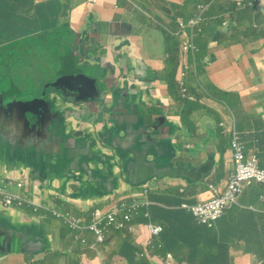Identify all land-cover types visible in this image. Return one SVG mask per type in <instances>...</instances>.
Wrapping results in <instances>:
<instances>
[{"label": "crops", "instance_id": "1", "mask_svg": "<svg viewBox=\"0 0 264 264\" xmlns=\"http://www.w3.org/2000/svg\"><path fill=\"white\" fill-rule=\"evenodd\" d=\"M21 1L19 7H27L29 11L31 4L26 0ZM41 1L43 0L32 3L37 20L41 23L50 17L52 19L77 13L79 16L75 18L67 16V21L77 26L79 36L89 24L90 27L100 26L101 29L106 27L109 35L108 53L111 48H115L114 41L124 45L123 48H128L129 52L128 55L125 52V57L128 56L133 61L132 64L124 63L123 66L117 63V52L115 56L108 54L105 57L115 63L116 70L128 68L130 73L136 74L129 78L123 77L130 82L129 86L125 82L122 87L120 84V88L103 90L104 97L109 95V100L104 105L111 102L119 104L120 112L124 118L129 119L128 114L136 112V106L145 100L162 111L164 104H168L171 120L178 121L182 128L181 131L178 129L174 141L179 144L174 151L175 155L181 154L177 160L196 164L203 162L204 182H187L190 185H181L183 180L173 178L168 183L146 181L142 177L141 163L125 143H113L120 156V168L104 167L103 155L107 149L101 146L96 134L78 131L81 137L77 146H70L69 143L65 145L64 141H50L62 158V165L58 170L46 165L53 180V188L46 184L41 186L42 191L33 193L32 190L38 187L33 184L31 190L27 191L24 187L21 193L35 196L39 201L71 214L76 220H89L94 209H109L111 206L108 198L115 193L122 194L124 188L137 184H145L147 187L132 189L128 194L141 196L146 191L140 200H148L149 205L136 218L135 231L128 233L133 237L126 239L123 233H115L105 245L97 246L94 236L89 232H73L72 228L69 230L58 220L25 210L7 209L0 202V232L16 235L14 229H24V226L28 229L20 237L16 235L20 239L17 250L6 251L2 245L0 264H157V260L164 264L167 253L173 254L178 263L264 264V186H247L238 203L226 211L213 229L198 225L192 214L181 208L182 204L193 206L208 201L211 198L209 186L224 189L235 171L231 134L227 129L229 126H220L224 122L223 114L229 108L226 104H219L215 94L226 98L238 94L237 90L242 89L239 95L243 104L239 103L236 108L240 119H235L234 123L246 155L258 156L260 166L264 169V0H257L258 4L253 7L240 8L237 5L239 0H217L206 15L205 31L198 39L201 53L195 61V72L192 71L191 63L195 56L189 54L182 57L181 47L176 42L180 39L174 33L177 31L179 18L190 19L199 12L200 5L212 0H76L73 8L61 0L57 3L49 1L45 5ZM90 1L93 2L92 8ZM16 2L17 0L2 2L0 20L10 16L8 5L12 7V11L14 7L18 8ZM45 6L49 8L48 12L44 11ZM63 9H71V12ZM106 11L112 13L108 18L103 16ZM17 21H25L24 16H18ZM226 21H230L229 27L224 26ZM154 26L155 31L159 26L168 28V34L171 35L168 47L161 46L154 40V44L158 45L154 49L155 54H148L168 62L165 68L159 62L155 63L158 64L157 68H149L144 62H153L146 57V51L149 44L147 37ZM98 46L101 50L99 43ZM170 64H176L178 68V81H168ZM114 68L108 66L106 71L111 73ZM199 69L203 75L206 74L212 85L211 91L208 88L210 94L212 92L210 99L204 89L197 85ZM235 69L244 71L245 75L231 73ZM210 70L211 74L208 73ZM107 78H112L113 83L120 81L114 75L105 74L104 79ZM183 79L195 100L182 96ZM151 83L155 90H152ZM132 92L135 94L133 105L122 102V98L126 100ZM113 95L117 96L112 98ZM102 107L103 105L98 104L97 110L90 117L98 115ZM232 112L235 114L233 110ZM186 113L191 116H185ZM71 128L70 124L68 130ZM43 156V163L46 158L50 160L48 154ZM0 177L17 181L3 173H0ZM177 188H180L178 195ZM121 196L120 199H126L124 195ZM105 202V207H98V204ZM170 206L185 212L174 221L169 235L166 234L165 225L159 224L164 231L159 237H152L147 229L150 222L155 223L151 210L155 212L157 208L165 209ZM66 207L79 214L71 213ZM1 210H6V214ZM142 219L148 221L143 223V227L140 225ZM34 232L36 243L30 246V252L26 250L23 253V262H20L19 254L17 256L13 252L21 251L23 242L27 245V236ZM78 238H83L87 245L82 244ZM16 241L14 237L15 248ZM126 241L128 242L123 246ZM149 243H161L163 247L150 248ZM145 250L148 251V256H142ZM26 256H30L31 261L25 262ZM13 257H17L16 262L11 261Z\"/></svg>", "mask_w": 264, "mask_h": 264}, {"label": "flooded vegetation", "instance_id": "2", "mask_svg": "<svg viewBox=\"0 0 264 264\" xmlns=\"http://www.w3.org/2000/svg\"><path fill=\"white\" fill-rule=\"evenodd\" d=\"M59 17L64 24L70 23L67 21V16ZM15 22H8L9 24L5 26V34L0 36V173L21 168L39 170L37 166L40 163L41 154H48L50 160L46 158L45 164L58 170L62 165V158L50 141H64L65 145L69 143L70 146H77L81 137L78 132L80 126L77 125L69 131L70 124L77 120L86 121L97 110L98 104L104 105L109 100V95L104 97L102 94L103 89L100 84L102 78L98 76L102 68H97L96 73L91 74L82 70L70 72L68 63H75V67L81 65L78 62V56L88 54L89 45L94 44L92 33H95L96 29L102 32L108 29H105L106 27L101 29L100 26L99 28L96 26L89 29L84 28L80 36L76 32L72 37L73 42L65 44L66 51H62L60 56L63 65H58L57 70L43 69L38 77L40 83L48 84L47 89L36 91L33 86L22 92L19 88L20 84L27 86L32 84L31 77L35 67L31 64H24L29 59L34 60L31 49L32 41L37 37L43 38L47 34L46 25L52 23L53 20L50 17L46 22L38 24L37 29H28L22 21ZM86 31L89 35H84ZM23 41L31 43L29 44L30 49L25 51L28 54L26 57H22L19 50ZM76 43H78V51L72 48V45ZM82 59L84 60L82 62H86L90 67L88 63L91 62V58L85 56ZM6 65L10 66L8 70H6ZM115 71L119 70L114 69L112 72ZM80 74H83L85 78L67 77ZM57 79L61 80L58 86L62 85L63 90L50 88L53 81ZM121 82H127L128 86L130 84L123 77H121ZM5 84L7 87L4 86ZM82 88L97 89L101 92V96L97 102L86 104L83 98L87 97H82L77 92ZM151 88L155 90L152 83ZM51 92H53L52 95H49ZM116 96L113 95L112 98ZM134 96L132 92L126 100L122 98V102L132 106ZM20 99H45L52 112L50 113L49 106L31 107L21 104ZM64 153H66L65 150Z\"/></svg>", "mask_w": 264, "mask_h": 264}, {"label": "water", "instance_id": "3", "mask_svg": "<svg viewBox=\"0 0 264 264\" xmlns=\"http://www.w3.org/2000/svg\"><path fill=\"white\" fill-rule=\"evenodd\" d=\"M96 23H94L95 25ZM90 28V24L88 25ZM94 35V44H88V54L82 55V58L88 56L91 58L90 64L91 72L96 73L97 68L106 69L108 66L114 68L115 63L112 60L105 59L106 56H115V52L119 53L118 59L121 60L124 66L125 52L128 55V48L124 45L115 42V48H111V52L108 53L107 40L109 38L108 30L100 31L96 29ZM85 35H89L87 32ZM100 45L101 50H99ZM121 47V48H120ZM115 49V50H114ZM109 54V55H108ZM86 64V62H84ZM87 65V64H86ZM115 69V68H114ZM115 73L121 75L116 76ZM136 74V73H135ZM128 68H119V71L112 72L115 78L120 79L118 87L120 84L122 87L121 77L129 78L131 75ZM118 75V74H117ZM68 78L79 77L85 78L83 74L67 76ZM60 79L54 80L50 88L55 90H63L62 85L58 86ZM117 87V88H118ZM79 94L83 98L86 104L95 103L101 96V92L89 89H80ZM87 95V96H86ZM21 104L31 106V107H41L49 106L45 99L39 100H27L20 99ZM137 111L129 113V119L124 118L120 112V105L111 102L108 105H103L101 111L98 115L88 118L85 120H77L71 123L72 128L77 125L80 126L78 131H84L91 134H96L99 137L101 144L106 145V152H104V162L103 166H111L112 168H120L118 166L120 156L113 143L128 145L130 151L134 154L136 160H138L142 165V177L146 181L153 180L155 182H162L167 178L181 179L190 184L197 183L199 181L204 182V163L196 164L193 162H181L177 159L180 155H175V149L179 147V144H175V138L178 129L181 131L182 128L179 127L178 121H173L170 118L171 109L168 104H164V109L159 110L154 105L145 100V102H140L136 106ZM52 109L50 107V113ZM167 129V132L164 131ZM112 144V145H111ZM108 145H111L110 147ZM174 145L176 147L174 148ZM44 156L41 154L40 163L37 166L39 170H28V169H17L11 172H3L4 175L11 176L17 181L23 183L36 184V188L32 191H42L49 181L53 182L47 172L46 164L43 163ZM211 161V160H209ZM204 166V167H203ZM177 173V174H176ZM45 175V177H44ZM2 213L6 214V210H1ZM15 227V226H12ZM24 229H14V232L18 237L23 232H27L26 226ZM14 233L0 232V250L2 245L5 246L6 251L12 252L17 250L20 246V239ZM16 237V248L13 244V238ZM36 243L35 232L27 236V245H22L21 253H26V250L30 252L32 245Z\"/></svg>", "mask_w": 264, "mask_h": 264}, {"label": "built area", "instance_id": "4", "mask_svg": "<svg viewBox=\"0 0 264 264\" xmlns=\"http://www.w3.org/2000/svg\"><path fill=\"white\" fill-rule=\"evenodd\" d=\"M210 5H201L199 13L193 18L187 20L179 18L177 21V31L174 35L183 40L181 47V55L184 58L186 55L192 54L195 56V61L201 53V48L198 44V39L204 32L205 15L209 10ZM197 56V58H196ZM185 76V75H184ZM183 85L182 96L184 98L195 100L196 98L190 94V90L184 79L181 81ZM222 123L220 126L223 127ZM230 128V126H229ZM230 133L232 136V149L235 163V171L231 174L226 187L222 190L215 185L209 186L211 198L196 205L182 204L181 208L190 212L198 225L206 226L213 229L217 222L224 216L227 210L233 208L243 194L245 188L251 184L264 186V169L260 168L258 158L256 156L247 157L245 147L241 141L239 132L235 124L231 125ZM25 185L22 182L8 180L0 177V202L7 209H19L33 213L34 215L43 216L58 220L64 227L75 231H87L94 235L97 241L106 242V236L109 227H114L115 230L133 232L134 227H128L127 222L130 221L128 215L124 220H120L117 213L110 211L104 213L100 210L95 211V219L88 222L76 220L71 214L61 211L56 207H52L39 201L35 196L30 197L21 193ZM146 193V191H145ZM143 193V194H145ZM141 194V196H143ZM149 205L148 200H137L132 204L135 213L139 216L142 208ZM148 215V214H147ZM147 229L152 237H159L164 231L163 226L149 223ZM150 248H162L163 245L149 243ZM148 255L145 251L142 256ZM164 264H188L186 262L178 263L175 261L173 254L167 253Z\"/></svg>", "mask_w": 264, "mask_h": 264}, {"label": "rangeland", "instance_id": "5", "mask_svg": "<svg viewBox=\"0 0 264 264\" xmlns=\"http://www.w3.org/2000/svg\"><path fill=\"white\" fill-rule=\"evenodd\" d=\"M26 1L31 4V8L29 10L30 13H29L27 7H20V8H18L17 16H22V15L24 16L25 24L27 25L28 29H35V28L37 29L39 27V25L36 23L38 20H37L36 13L34 12V9L32 7V3L34 4L36 2V0H26ZM54 1H55V3L58 2V0H54ZM61 1L65 4H68V5L70 4L72 8L76 6L75 5L76 0H61ZM47 2H49V0H43V1H41V4L45 5ZM90 5H91V8L94 7L92 1H90ZM244 7H250V3L245 4ZM48 10H49V8H47L45 6L44 11L48 12ZM63 11L70 13L71 9H63ZM111 14L112 13L110 11L109 12L106 11L103 14V16H104V18H108L111 16ZM13 15H14V12L13 11L10 12V16H13ZM67 16L70 18H72V17L75 18V17H78L79 15L77 13H75V14H71V15H67ZM89 17H90V15H89ZM52 20H53L52 23L46 25L47 34H45L43 38L37 37V38H34V40L32 41L33 46L31 49L33 50L34 60L29 59L26 62H24L25 65L31 64L35 67L33 70V76L31 77L32 84H30V86H27L26 84H20L19 88L22 92L26 91L29 88H32L33 86L36 89V91H39V90L43 91V90L47 89L48 84H43L42 82L40 83L38 80V77H40V75L42 74L43 69L57 70L58 65H63L62 59L60 57L62 54V51H66L65 44H69V43L73 42L72 37L78 30L77 26H74L71 23L64 24L63 20L59 16L53 17ZM15 23H17V22H15ZM8 24L9 23H8L7 18H2L0 20V27H1L0 36L5 34V26H7ZM152 28L153 29L150 30V33L147 37V42H149V44L147 45L146 57L149 58L150 60H152L154 63L150 62V61L149 62L144 61V62L147 65V67H149V68H157L158 64H155V63H158V62L162 67L165 68L167 66L168 62L164 61L163 59H156L154 57L148 56V54H150V55L155 54L154 49L158 45L154 44V40H157L161 46L167 45V47H168L170 45L171 35L168 34L169 29L164 27V26H161V27L159 26L157 31H155V26ZM29 44H31V43H29V42L26 43L25 41H23L21 43L19 50L21 52L22 57H26L28 55L25 51H28L30 49ZM136 46H137V44H136ZM72 48L75 51H78V49H79L78 43L72 45ZM35 58H37V59H35ZM137 58L141 59L138 55H137ZM82 61H84L82 59V57L78 56V62H80L81 65H79L78 67H75V63H68V67L70 69V72L82 70L83 72H85L87 74H91L92 72H91L90 67ZM117 63H121V60L117 59ZM124 63L132 64L133 61L127 56L124 59ZM191 63L193 66L192 71L195 72V60L192 59ZM121 65H122V63H121ZM9 68H10V66L6 65V70H8ZM233 72L238 73V75H243V76L245 75V72L240 70V69L231 70V73H233ZM208 73L211 74L212 71L210 70V71H208ZM105 74H108L109 76H111V73L107 72L106 69H100L99 70L98 76L102 78V80L100 82L102 89L103 90L110 89V88H113V90L117 89L119 82L113 83L112 78L104 79ZM198 74H199V80L197 82V85L204 89L208 99L212 98V92L210 94V92L208 91V88H210L212 85H211V83H209L207 77L205 76L206 74L203 75L202 71H200V69H199ZM233 77H235V76H233ZM193 80H195V79L193 78ZM4 86H6V84ZM241 90L242 89L239 88L237 90L238 94L233 95V96L229 95L226 98H224L222 96L219 97L218 95L215 94V99L220 101L218 103L222 104V105L226 104V107L229 108L223 114V119H224V122H222V123H224L223 127L231 126L232 124H235L234 123L235 119H240V113H239V111H237L236 108H237V105L239 103L243 104L242 98H240V95H239V92ZM210 91H211V88H210ZM52 93L53 92H51L49 95H52ZM212 101H214V100H212ZM232 110L235 112V114L232 112ZM185 116L188 117L191 115L186 113ZM171 180L172 179L167 178L162 182L168 183ZM157 183H161V182H157ZM181 185H190V184H188L185 181H182ZM47 187L53 188L51 181H49V183L47 184ZM140 187L145 188L147 186L145 184H137V185L132 186V187L124 188L122 192L128 194L132 189H136V188H140ZM32 188H33V184L25 183V190L29 191ZM179 190H180V188L176 189L177 195L179 194ZM129 199L130 198H126L125 202L128 203ZM106 203L107 202L98 204V207L103 208L106 206ZM116 203H118V205L121 204V202L115 201V202H110L109 205L113 206ZM66 209L75 215L79 214L78 212L71 210L68 207H66ZM123 235H124V238H126V239L129 237H133L132 234L128 235L125 232H123ZM13 253L16 254L17 256L19 254L20 262H23V254L20 251H14ZM16 259H17V257H13L11 261L16 262ZM29 261H31V257L26 256L25 262H29ZM156 263L157 264H163L161 261H158V260L156 261Z\"/></svg>", "mask_w": 264, "mask_h": 264}, {"label": "clouds", "instance_id": "6", "mask_svg": "<svg viewBox=\"0 0 264 264\" xmlns=\"http://www.w3.org/2000/svg\"><path fill=\"white\" fill-rule=\"evenodd\" d=\"M215 3H217V0H212L211 2H209V3H206V4H202V5H210V8L215 4ZM248 3H250V7H253V6H255V5H257L258 4V2H257V0H239L238 1V3H237V5L239 6V8L240 7H244V5L245 4H248ZM201 6V5H200ZM200 6H199V8H200ZM210 8H209V10H210ZM209 10L207 11V13L209 12ZM199 13V12H198ZM197 13V14H198ZM207 13H206V15H207ZM196 14V15H197ZM205 15V21H204V24H203V27H204V31H205V23H206V20H207V16ZM194 17V16H193ZM192 17V18H193ZM191 19V18H190ZM187 20H189V19H187ZM224 26H227V27H229L230 26V21H226V22H224ZM204 33V32H203ZM202 35V34H201ZM180 39V38H179ZM181 41H182V43H184L183 42V40L182 39H180ZM182 46H183V44H182ZM181 46V47H182ZM199 57V56H198ZM228 129V132L230 133V128L228 127L227 128ZM231 134V133H230ZM231 143H232V136H231ZM243 143V142H242ZM101 146L103 147V148H107L106 147V145H104V144H101ZM231 149H232V144H231ZM232 152H233V149H232ZM245 154H246V152H245ZM104 156V155H103ZM247 156V155H246ZM252 156H256V155H252ZM252 156H247V157H252ZM257 158H258V156H256ZM233 158H234V156H233ZM258 162H259V158H258ZM235 164V163H234ZM259 166H260V162H259ZM260 168H262L261 166H260ZM263 169V168H262ZM255 184V183H254ZM121 195H124L125 196V198H130V199H133V198H135L134 200H132V201H129L128 203H126L125 202V200H122V199H120V198H122V196ZM140 195L139 194H136V195H129V194H127V193H122V194H120V193H115V194H113L112 196H111V198H108V202H115V201H117V202H121V204L120 205H118V203H116L115 205H113V206H111V207H109V209H107V210H104V209H94L93 211H92V213H91V215L89 216V220H91V219H95V211H97V210H100L101 212H102V215H105L104 213H107V212H110V211H114V212H116L117 213V216H118V218L120 219V220H124V218H125V216L126 215H128L129 217H130V221L129 222H127L126 224H127V226L129 227H134L135 228V226H136V223H135V220H136V218L138 217V215L135 213V211H134V209H133V207H132V204L135 202V201H137V200H140ZM119 199V200H118ZM143 209V208H142ZM142 211V210H141ZM80 220H82V221H85V222H88L89 220H85V219H80ZM155 224V223H154ZM159 225V224H158ZM109 230H108V233H107V236H106V242H107V240L111 237V236H113L115 233H123V232H125L126 234H128V233H132V232H128V231H122V230H115L114 229V227H109L108 228ZM70 230V229H69ZM135 231V230H134ZM133 231V232H134ZM73 232H80V231H73ZM83 232H87V231H83ZM90 233V232H89ZM92 234V233H91ZM93 235V234H92ZM94 236V235H93ZM95 238V237H94ZM76 239H77V237H76ZM78 240L82 243V244H84V245H87V243H86V241L83 239V238H78ZM105 242V243H106ZM105 243H101L100 241H97L96 240V238H95V244L97 245V246H102V245H105ZM78 248V247H77ZM145 251H147V250H145ZM144 251V252H145ZM148 252V251H147ZM146 256H148V255H146Z\"/></svg>", "mask_w": 264, "mask_h": 264}, {"label": "trees", "instance_id": "7", "mask_svg": "<svg viewBox=\"0 0 264 264\" xmlns=\"http://www.w3.org/2000/svg\"><path fill=\"white\" fill-rule=\"evenodd\" d=\"M3 1L4 0H0V6H1V4H2ZM21 2H22L21 0H17L16 5H17L18 8H20L19 7V4ZM18 8L14 7V11L13 12H14V15L15 16L14 15L13 16H8L7 17L8 22H11V21L18 22L17 21V18H18V16H17ZM7 9H8L9 12L12 11V7L10 5L7 6ZM23 22H25V21H23ZM36 23L37 24H41V21H37ZM176 42H177V45L179 47H181L182 44H183L182 41H180V40H177ZM175 58H177L176 55H175ZM177 72H178V68H176V64H170L168 81H172V80L176 81L177 80ZM176 85H177V82H175L174 87H176ZM188 103H191V102H188ZM183 212H185V211L178 210V209L174 208V206H170L169 208H165V209H163V208H157L155 210V212L151 210V213H152V217H153L154 222L155 223H158V224L165 225V231H166V234H168V235H169V232L171 231L170 227L173 225L174 221L177 220V217L179 215H182L183 214ZM145 222L148 223V221L145 220V219H142L140 221L141 227H143V223H145ZM204 227H206V226H204ZM127 242L128 241H126L123 244V246Z\"/></svg>", "mask_w": 264, "mask_h": 264}]
</instances>
